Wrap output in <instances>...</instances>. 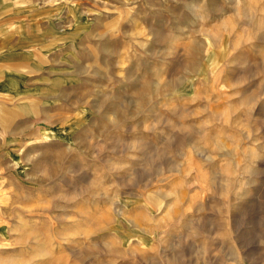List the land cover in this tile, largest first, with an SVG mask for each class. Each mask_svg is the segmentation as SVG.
Returning <instances> with one entry per match:
<instances>
[{
    "label": "rangeland",
    "instance_id": "obj_1",
    "mask_svg": "<svg viewBox=\"0 0 264 264\" xmlns=\"http://www.w3.org/2000/svg\"><path fill=\"white\" fill-rule=\"evenodd\" d=\"M0 264H264V0H0Z\"/></svg>",
    "mask_w": 264,
    "mask_h": 264
}]
</instances>
